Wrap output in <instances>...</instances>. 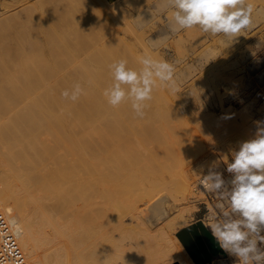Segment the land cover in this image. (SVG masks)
<instances>
[{
	"label": "bare ground",
	"instance_id": "bare-ground-1",
	"mask_svg": "<svg viewBox=\"0 0 264 264\" xmlns=\"http://www.w3.org/2000/svg\"><path fill=\"white\" fill-rule=\"evenodd\" d=\"M11 1H3L5 12L15 9V3L23 5L16 8L15 13L1 16L0 24L28 8L38 5V11H41L47 6L49 8L50 4L57 6L60 0L56 1L58 4L55 0ZM86 2L83 0L78 6L74 5L79 12L70 11L69 23L72 17L77 19V12L86 15L89 10ZM92 2L100 12V22L103 19V23L99 22L102 24L99 27L103 30L101 33L126 43L131 52H136L139 45H147L143 38L138 40L139 45L135 40V44L130 40L132 44H129L121 37L120 30L114 27L118 19L113 21V9L120 7L117 1ZM137 6L138 10L144 7ZM253 6L255 8L256 4ZM120 9L117 8L118 11ZM60 19L56 10L37 19L36 33L40 32L47 38L50 35L62 37V32L66 31L62 26L67 25L68 19L63 18L67 23L61 20L62 26ZM123 29L129 31L128 28ZM84 31L88 33V29ZM89 35L87 38L90 39ZM80 38L75 39L76 43ZM5 39V43L2 41L4 44L0 43V208L15 230L18 244L29 264H196L175 235L179 228L181 230L189 223L186 216L189 206L178 204L188 201L197 183L202 184V170L217 154L210 143L214 145L219 141L218 151L226 152L228 144L223 138H237L244 134L243 140L246 141V135L253 133L249 117L234 107L222 108V114L218 116L205 113L203 109L194 108L181 94L183 90L180 93L177 89L171 90L172 94L158 95L146 102L145 114L141 118L131 108L130 101L113 108L103 95L98 104L99 99H91L96 91L88 90L92 92L89 100V92L82 87V82L87 79L95 85V78L108 77L109 83L113 82L109 65L121 58L118 43L116 47L113 39L111 44L119 50L118 53L117 50L112 51L108 41H102L105 37L87 40L80 47L78 41L77 49L73 45L74 52L70 50V44L69 48L62 43L61 47L50 48L54 40L37 39L31 32L14 34L10 38L12 42ZM13 45L18 46L16 51L8 48ZM62 46L67 47L70 54L75 53L72 58L75 56L80 62V68L72 66L73 61L63 56ZM62 62L65 64L61 66ZM67 67L72 72L68 70L66 73L64 69ZM77 83L88 92L81 95L87 101L80 99L86 104L76 103L78 106L60 93L62 88L67 86L71 90ZM98 95L95 94L96 98ZM219 103L223 105L221 97ZM240 116L242 123L239 122ZM170 118L173 125L169 123ZM175 118L179 124L174 122ZM206 122L219 124L223 133H206L204 137ZM189 125L200 129L183 133L185 128H182ZM98 126L99 130L96 129ZM90 129L98 134L90 135ZM75 130L76 133H71ZM186 143L193 145L192 148ZM185 160H189L190 165ZM172 166L175 169L179 167L178 170L173 169L178 172L177 176L174 173L175 178L169 177L170 174L165 176ZM157 196L155 204L142 209L141 214L147 223L140 216V203L151 204Z\"/></svg>",
	"mask_w": 264,
	"mask_h": 264
},
{
	"label": "rangeland",
	"instance_id": "rangeland-1",
	"mask_svg": "<svg viewBox=\"0 0 264 264\" xmlns=\"http://www.w3.org/2000/svg\"><path fill=\"white\" fill-rule=\"evenodd\" d=\"M3 1L10 2L11 0H8V1L7 0H0V8H1L0 9V12H1L0 17L1 16L2 17L8 16L9 13H15L16 8L18 9V7L23 5V3L19 4V5H18V3H15V4H13V5H17L15 7V9L11 8L10 9L11 11L5 12L4 9L2 8L4 6V5H2ZM31 1L34 2L35 0H31ZM56 1H58V0H55V2ZM70 1L71 0H60V1H58L59 4L56 2L59 6L55 3V5H57L58 7L50 4L49 8L47 6V9H45V10L43 9L44 11L43 10L38 11L40 6L37 8V6H38L37 5L35 7H32L31 9H29V8L26 9L24 12H22L20 14L13 15L12 17H9V18L2 20V22L0 24V40H1L0 43L4 44L5 43L4 39L6 37H8V38H7V40L5 39V41L9 42V41H11L10 38H13L14 34H17V33H23V34L27 33L28 34V32L34 33V35L36 36L37 39L42 38V40L43 39L54 40L52 42L50 48H55L57 46L61 47V43H62V45L67 46V47L68 46L71 47L70 45H72L70 50H72L73 52H74V46H75V49H77L78 46L80 47L82 45V43H86L87 40L88 41L89 40H101V38L105 37V39H102V41H105V42L108 41L109 44L113 43L112 39L114 36H112V39H111V36H109L108 34H104V32L101 33L103 30H101V28H99V27H102V24L100 25V23H103L102 22L103 19L100 22V19L102 17L99 18L101 15H100V12L94 8V3L92 2L93 0H91V1L86 0L87 2H86L85 6L88 7L87 10L89 9L86 12V15L83 12H81V14L80 13L78 14L79 10H76L79 2H81L83 0H80V1L79 0H73V2H72V3H74L73 6L77 5L76 7L75 6L73 7L72 3H70ZM109 1H111V2L117 1L116 4L120 5V7H121V9H120V7L116 5L117 7L115 9H113L114 13L112 14L113 15L112 16L113 21H115V19H118L114 22V24H117L114 27H117L116 29L120 30L121 37L124 38L125 40H128L127 42H129V40H130V42H132L133 44H135L134 40H135V42L137 41L136 43L138 44V40L140 38L141 39L143 38L145 40L144 42L147 44V45H144L146 50L144 49L143 45L138 44L139 45L137 47L138 50H136V52H135V50H134V52H131L130 48L127 46L126 43L120 42V41L118 42V41L113 39L115 45H116V43H118L117 45L119 47L121 45L120 48L117 47V45H116V47L118 49H120V51L118 49H116L115 45L113 46V44H111L112 46L110 48L113 49V50L111 49L112 51L117 50L116 53H118V51H119V57H121L120 59L125 58V60H127V62H128V66L135 68V69L136 68L138 69L141 67L139 65V58H141V56L143 57L147 54L149 56L153 57L154 59L167 60L168 62L172 63L175 66L176 81H177V85H178L177 87H179V88H177L178 91H180V93H181V91L183 90L181 94H183L189 100V102L191 103V105L194 108L201 109V110L203 109V111H205V113L215 114L218 116V115L222 114L221 113L222 108L224 109V108L228 107V108L233 109V107H234L235 110L240 111L241 113L243 112V114L246 117H249V119L251 120L253 133L251 134L252 137L250 135L249 136L246 135V140L252 139L255 137V134L257 132V123L256 122L257 121H264V0H253V1L248 0V3L253 2V4L254 3L256 4V7L254 8L253 15H252L253 26L251 28L245 30V31H242L239 34V36H237L235 38H229V37H225L223 35H212L210 33H205L199 27H194L193 29L191 28L192 30L186 29V30H181V31L174 32V33L171 32L170 26L174 23L173 18L171 16L173 9H171L170 7L167 6V0H144L146 3L143 0H133V1L132 0H129V1H127V0H124V1L109 0ZM125 1H127L128 3ZM141 1H143V2H141ZM11 2H13V1H11ZM60 2H62V3L64 2V3L62 4ZM77 2H78V4H77ZM90 2L92 4H90ZM142 3H145V4H142ZM91 5H92V7H91ZM137 5H139L140 7H141V5L142 6L144 5V7H141V8H139L140 10H138ZM72 7H73V9H72ZM102 7H103V4H102ZM122 7H124L125 9ZM132 7H133V9H132ZM35 8H37V10H35ZM74 8H76V9H74ZM117 8H119L120 10L118 11ZM55 10H56V15H58L59 18H61L59 20L60 25H61V20L63 18L66 20L68 19L67 22L69 23V17H70L69 15L72 16L73 11L75 13H76V11H78L77 15H76L78 17L76 19V17L74 16V14H75L74 13L73 14L74 17H72L71 19L73 20L75 18L78 21V23H76L77 22L76 20H73V21H75L73 23L72 20L70 19V23L68 26V23L66 22V20L63 19V21H65V23H67V25H65V27L61 25L66 30V31L62 32L63 34H61L63 38L61 36L60 37L56 36V38H55L54 35H53L54 38L52 37V35L48 36V38H47V36H45L43 34L41 36L40 32L36 33L37 32V21H38L37 19L42 18L45 15H48L52 11H55ZM90 10H91V12L89 13ZM70 11H72V12H70ZM127 11H129V12H127ZM122 12H124V13H122ZM123 14H124V16H123ZM120 15H122L123 17H121ZM84 16H85V20H83ZM124 17H126V18H124ZM127 18H128V20H126ZM86 20H89V21H86ZM117 21H120V22H117ZM70 24H74V25L71 26ZM3 25H5V27ZM73 27H74V29H73ZM79 28H80V31L78 30ZM123 28H128L129 31L126 32V31H124ZM132 28L134 29L133 31H132ZM86 29H88V33H86L84 31ZM96 30H97V32H96ZM105 30L106 29H104V31ZM189 30H190V32H189ZM196 30H198V31H196ZM130 31L132 32L133 35L131 34ZM66 32H68L69 34ZM82 32L86 33L87 35L84 34L82 37L81 36V34H83ZM90 33H91V35H89ZM99 33H100V35H99ZM64 34H66V36H64ZM102 34H104V35H102ZM135 34H137L138 36H140L141 34L142 35H141V37H138ZM67 35H69V36H67ZM88 35L91 37L90 39L87 38ZM197 35H199V36H197ZM79 36H81L84 40H82V38H80ZM26 38H29V37H26ZM72 38H74V40ZM77 38H80V41H79V39H78V41H79V44L80 43L81 44L76 47V44H78V41L76 43ZM63 39H64V42L62 41ZM67 39H68V41L65 42V40H67ZM69 39L70 40L72 39L73 41H70ZM200 40H202V41H200ZM60 41H62V42H60ZM130 42H129V44H132ZM63 43H65L66 45ZM119 43H121V44H119ZM68 44H70V45H68ZM122 44L123 45L125 44V46H122ZM188 45H189V48H188ZM64 46H62L64 49L62 51H64V54H65V55L63 54V56L70 58L71 60H69V61H73L72 66L77 67V69L80 68L79 64H78L80 62H77L78 60H76L74 58L75 56L72 58L73 54H75V53L70 54L71 52L69 53V50L67 51V49H66L67 47L64 48ZM11 47H8V48L12 49V51L18 48L17 45L16 46L13 45L14 48L13 47L11 48ZM15 47H17V48H15ZM135 47H134V49H136ZM126 48H128L130 51L126 50ZM65 50L67 52H65ZM151 54H153V56ZM67 55L68 56L71 55V56L68 57ZM128 55H129V57H128ZM63 58H65V57H63ZM226 63H227V65H226ZM60 64L62 66V64L64 65L65 63L62 62ZM227 67H228V69H227ZM222 68L224 69V71ZM64 70L66 71V73H68V70L70 72H72L69 67L65 68ZM228 74H230V75H228ZM65 76H69V75L66 74ZM95 79H96V85L91 79H87V80L82 82L83 83L82 87L85 88L86 91H88L90 89L92 90V92L96 91V92H93L94 95H91L92 98L90 97V94H92V92L88 91L89 96L87 99L91 100L95 97V99H97V100L99 99L98 100V104H99V101L103 100L104 90L106 88H108L113 82L109 83L110 81H109L108 77H106L105 79L103 77L98 78V79L95 78ZM195 79H196V81H199V82L196 83ZM235 79H237V80H235ZM108 83L110 85H108ZM232 84H234V85H232ZM238 84H240V85H238ZM215 85H216V87H215ZM64 88L67 89V86ZM64 88H62L63 91H64ZM228 88H229V90H228ZM85 89H84V92H86ZM169 90L170 89H167L164 87H157L153 91V97H155V96L158 97V95L160 97L161 96H167L171 93V90L170 91ZM62 92L60 90V93H62ZM88 92H86V93H88ZM86 93H85V95H86ZM95 94H96V96L99 94L97 98H96ZM220 97L222 98V103H223L222 106L219 103ZM80 99L83 101V99H86V98H84V97L81 98V96H80L79 100L74 102V104L78 103L80 105V102L83 103L82 101H80ZM87 99H86V101H87ZM83 104H86V103L84 102ZM76 106H78V105L76 104ZM81 106H83V105L81 104ZM90 107H92V104L90 105ZM95 112H98V110ZM167 119H165V121ZM170 119H171V122H169V123H172V118H170ZM174 120H176V118ZM174 122L179 124L178 123L179 120H178V122H177V120ZM239 122L240 123L243 122V119H241V116L239 117ZM167 123H168V121H167ZM206 123H208V124H204L205 125L204 127H206L207 132L204 130L205 131V132H203L204 137H206V133L215 134V135H218V133H223L219 124L218 125L212 124L211 122H206ZM172 125H173V123H172ZM168 126H169V124H168ZM195 126L196 125H193V126L191 125L190 127H188V126L183 127L182 130L185 128L183 133L188 134L189 131L191 129H194V128H196V130L198 129V131H199V129H200L198 127L199 125L196 127ZM170 127H171V125H170ZM177 127H178V125H177ZM204 127H202V128H204ZM96 129L99 130L100 127L98 126V127H96ZM90 131H91V129H90ZM71 133H76V130L72 131ZM89 134L90 135H92V134L96 135V134H98V132H92L91 131V132H89ZM235 137L236 136H233L230 138L227 136L226 138H223L224 140L226 139L225 144H228L227 149L225 150L226 152L218 151L219 146H220L219 141H218V144H217V142H216V144L214 142V145L212 144L213 142L210 143V146L212 145L211 146L212 150L217 151V154L211 160V164L206 165L203 168V170H202L203 175H206L208 173L209 169L211 168V169H214L216 171L222 172L224 175V178L226 180H229L231 178L230 174L226 171L227 164L232 161L234 152L236 150H238L239 145L241 143V140H242V142L244 141L243 140L244 134L241 137H239V136H237V138H235ZM238 137H239V139H238ZM232 138H233V140H232ZM220 140H221V138H220ZM187 144L188 143H186V145ZM192 146L193 145H190V144L187 145V147H189V148H192ZM189 160H187V161H189ZM187 161L185 160L184 162L187 163ZM188 163L190 165V161ZM185 165H183V166H185ZM173 166H172V169L168 170L169 172L166 173L165 176L168 177V175L170 174L169 177L173 178V176H174V178H175L178 175V172L175 171L177 174L174 172L173 169H175V168H173ZM178 166L180 167L182 165L179 164ZM178 166H176L177 169H175V170H178V168H179ZM174 173L176 174V176ZM202 174H200V175H202ZM195 188H194V194L195 195L193 194L194 197L191 194L188 201L179 202L180 204H178V205L187 204L189 206L188 207L186 205L188 207V210H187L188 213L186 212V216H187L188 221H189V223L186 226L193 224V223H196L198 220H202L206 226L209 225L210 223L216 222L218 220L222 222L224 219V213L225 212H229V213L231 212V209H230V206H229L227 199L226 198L220 199L219 196L215 192L208 191L202 184H200V182L197 183ZM199 191H200V193L201 192L202 193L200 194ZM220 191H221V193H224L226 191V189L222 188ZM203 194L205 196H203ZM196 195H198V196H196ZM158 198H159L158 196L156 198H154L151 201V204L149 203L146 205L143 202L140 203L141 209H140L139 213H140V216L143 220H145V219L141 214L142 209H145L146 207H150L151 205L155 204L156 202H154V201ZM190 206H191V208H190ZM231 218L232 219H240V217L238 215L232 216ZM159 225L160 224H158L156 227H158ZM183 227H185V226H183ZM207 228L210 231V233L212 234L210 228L208 226H207ZM178 230L175 232V235L177 237H178L177 234L180 231V230L179 231ZM196 233L198 234V236L200 237L201 240H203L205 243H207L206 237H205L203 231L199 227L196 228ZM262 234H264V233H262ZM178 239H179V237H178ZM180 242H181V240H180ZM208 252H209L211 257L209 260H205L204 263H208V264H238L237 259L235 257L229 255L227 252H225L220 247L218 242H217L216 254H212V251L210 250V248H208Z\"/></svg>",
	"mask_w": 264,
	"mask_h": 264
},
{
	"label": "clouds",
	"instance_id": "clouds-1",
	"mask_svg": "<svg viewBox=\"0 0 264 264\" xmlns=\"http://www.w3.org/2000/svg\"><path fill=\"white\" fill-rule=\"evenodd\" d=\"M167 6L173 9V33L199 27L205 33L235 38L253 26L254 6L248 0H167ZM139 63V69L129 67L125 59L110 64L113 83L103 95L113 108L130 101L131 108L142 118L154 89L176 91L177 81L175 66L167 60L145 55ZM82 94L79 83L61 93L72 102ZM256 123L255 137L241 142L227 164L231 178L226 180L222 172L210 168L201 180L208 191L229 203L231 212L224 213L223 221L207 226L220 247L238 264H264V121ZM222 188L226 189L224 193ZM237 215L240 219L231 218Z\"/></svg>",
	"mask_w": 264,
	"mask_h": 264
},
{
	"label": "water",
	"instance_id": "water-1",
	"mask_svg": "<svg viewBox=\"0 0 264 264\" xmlns=\"http://www.w3.org/2000/svg\"><path fill=\"white\" fill-rule=\"evenodd\" d=\"M197 227L203 231L207 243L201 240L196 233ZM177 235L197 264H204L205 260L210 259L211 256L208 252V248H210L212 254H216L217 241L202 220H198L196 223L183 227Z\"/></svg>",
	"mask_w": 264,
	"mask_h": 264
},
{
	"label": "built area",
	"instance_id": "built-area-1",
	"mask_svg": "<svg viewBox=\"0 0 264 264\" xmlns=\"http://www.w3.org/2000/svg\"><path fill=\"white\" fill-rule=\"evenodd\" d=\"M0 264H29L17 235L0 208Z\"/></svg>",
	"mask_w": 264,
	"mask_h": 264
}]
</instances>
